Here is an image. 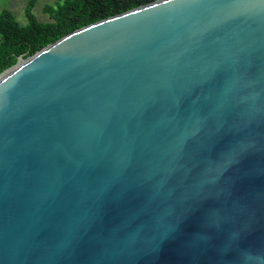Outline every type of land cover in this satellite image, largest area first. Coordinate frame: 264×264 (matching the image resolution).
<instances>
[{
  "label": "water",
  "instance_id": "obj_1",
  "mask_svg": "<svg viewBox=\"0 0 264 264\" xmlns=\"http://www.w3.org/2000/svg\"><path fill=\"white\" fill-rule=\"evenodd\" d=\"M0 264H264V0H153L0 70Z\"/></svg>",
  "mask_w": 264,
  "mask_h": 264
},
{
  "label": "trees",
  "instance_id": "obj_2",
  "mask_svg": "<svg viewBox=\"0 0 264 264\" xmlns=\"http://www.w3.org/2000/svg\"><path fill=\"white\" fill-rule=\"evenodd\" d=\"M153 0H60L44 4L47 21L32 13L35 0H26L20 24L8 9L0 10V70L26 57L69 32L100 19L127 11Z\"/></svg>",
  "mask_w": 264,
  "mask_h": 264
},
{
  "label": "rangeland",
  "instance_id": "obj_3",
  "mask_svg": "<svg viewBox=\"0 0 264 264\" xmlns=\"http://www.w3.org/2000/svg\"><path fill=\"white\" fill-rule=\"evenodd\" d=\"M56 1L60 0H35L32 7V13L36 19L39 21H47V14L42 11V7L44 4H54ZM25 2L26 0H0V10L3 8L8 9L20 24H24L26 22L23 14Z\"/></svg>",
  "mask_w": 264,
  "mask_h": 264
}]
</instances>
